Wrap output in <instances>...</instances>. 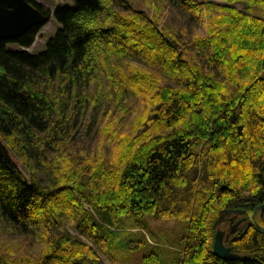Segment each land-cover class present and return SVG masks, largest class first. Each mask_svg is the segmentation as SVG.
<instances>
[{"label":"trees","instance_id":"1","mask_svg":"<svg viewBox=\"0 0 264 264\" xmlns=\"http://www.w3.org/2000/svg\"><path fill=\"white\" fill-rule=\"evenodd\" d=\"M134 1L57 7L37 53L39 27L0 40V264H264V0Z\"/></svg>","mask_w":264,"mask_h":264},{"label":"water","instance_id":"2","mask_svg":"<svg viewBox=\"0 0 264 264\" xmlns=\"http://www.w3.org/2000/svg\"><path fill=\"white\" fill-rule=\"evenodd\" d=\"M49 18L48 14L42 13L27 0H0V40H15L30 28L43 26ZM258 211L264 212V204L256 206L252 211L246 213V216L256 230L264 233V228L259 227L254 219ZM227 212H232L235 217L244 214V210L240 209L226 210L225 213ZM237 224L228 233L221 229L215 231L212 247L215 256L224 260H244L242 255L231 252L224 243L225 239L235 231Z\"/></svg>","mask_w":264,"mask_h":264},{"label":"rangeland","instance_id":"3","mask_svg":"<svg viewBox=\"0 0 264 264\" xmlns=\"http://www.w3.org/2000/svg\"><path fill=\"white\" fill-rule=\"evenodd\" d=\"M33 1L38 3L42 7V9L48 11V13L50 14V19L43 26L39 27V32L36 35L35 41L29 48H27V50L31 53H37L44 49L46 41L48 40V38H50L53 35L54 30L58 26L52 15L54 10L59 6L72 5L73 3H72V0H33ZM147 1H152V0H135L134 2H135V6H138L139 9L141 10L145 9L144 11L146 12L147 4H148ZM206 1L213 2V3L220 2V0H206ZM235 6L238 10H242L243 8L242 4H237ZM152 7H153V3L151 4L150 9H152ZM8 47L17 48L15 44L13 43H9ZM148 222L154 234H156L161 239H164V236L160 234L161 232L169 233L170 238H171L177 226L176 221H173V220H153V221L150 220ZM218 228L222 229L221 226H219ZM167 249H168L167 250V260L169 261L170 259H172L173 247L172 248L169 247ZM140 256L141 255L135 254L133 257L134 260L131 257H129L126 264H136V262L139 261L137 259Z\"/></svg>","mask_w":264,"mask_h":264},{"label":"flooded vegetation","instance_id":"4","mask_svg":"<svg viewBox=\"0 0 264 264\" xmlns=\"http://www.w3.org/2000/svg\"><path fill=\"white\" fill-rule=\"evenodd\" d=\"M221 217H222V219H221L222 222L220 223L219 226H221L222 229L225 230L226 233H228L229 230L232 229L234 227V225L237 224L238 221H240L236 225L235 231L232 234H230L227 239H225V245L227 246L229 244L230 240L232 239V237L236 233H238L240 230L244 229V227L248 224V222L245 219L244 215H237L235 217V214H233L232 212L224 213V215H222ZM217 229H218V227H217Z\"/></svg>","mask_w":264,"mask_h":264},{"label":"bare ground","instance_id":"5","mask_svg":"<svg viewBox=\"0 0 264 264\" xmlns=\"http://www.w3.org/2000/svg\"><path fill=\"white\" fill-rule=\"evenodd\" d=\"M262 13V12H261ZM188 188V187H187Z\"/></svg>","mask_w":264,"mask_h":264}]
</instances>
